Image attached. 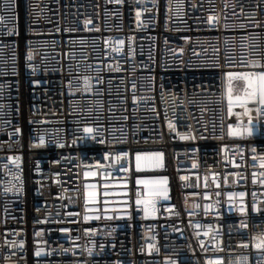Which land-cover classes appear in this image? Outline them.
I'll return each instance as SVG.
<instances>
[{
  "label": "built area",
  "instance_id": "obj_1",
  "mask_svg": "<svg viewBox=\"0 0 264 264\" xmlns=\"http://www.w3.org/2000/svg\"><path fill=\"white\" fill-rule=\"evenodd\" d=\"M0 17V264H264V115L227 99L246 84L229 72L264 71V0H0ZM138 179L167 190L151 215Z\"/></svg>",
  "mask_w": 264,
  "mask_h": 264
},
{
  "label": "snow or ice",
  "instance_id": "obj_2",
  "mask_svg": "<svg viewBox=\"0 0 264 264\" xmlns=\"http://www.w3.org/2000/svg\"><path fill=\"white\" fill-rule=\"evenodd\" d=\"M140 13H137V17L139 18ZM2 19V17H0ZM216 18L213 16H209V22H212ZM90 21H85V23H89ZM241 27H245V25H241ZM30 59V57H29ZM257 62H253V65H255ZM230 78L231 77H239L243 80L246 81L245 87L243 89V94L242 95H237L233 96L231 92V87L229 88V94H228V111L229 114H232V108L235 104H239L243 109L244 112L237 113V116L240 117L241 115H249L251 109L248 107L249 103L256 104L258 107L256 108V111L260 115H264V71L260 72H246V73H232L229 72L227 74ZM87 79V78H85ZM252 121L251 117L249 116V126L246 128H236L234 129L232 125L229 126V134L230 135H242V134H247L251 135L253 133V127L251 126ZM171 127V125H169ZM17 132H19V129H16ZM84 131L86 133L92 132L91 128H85ZM182 138H187V137H182ZM40 144H44V138H40ZM255 151V149H253ZM142 155H149V154H141L137 153V168L139 169L141 166V156ZM155 155L157 157L161 156V153H155L151 154ZM154 166H159V161H156ZM88 173H86L87 175ZM160 181L166 182L167 178L161 177L158 178ZM261 183H264V180L260 181ZM137 183H143L146 188V195L144 199H137L136 203L137 205H143V211L144 214L151 215L156 211V199L160 196H164L165 198L167 197V190L163 187H155V181H147V180H137ZM241 197L244 196V193H240ZM253 211L258 212L261 209L253 205ZM240 213H246V208L244 206H241L239 208ZM87 219V217H85ZM242 228L246 227L245 223H241L240 225ZM61 231L67 232V229H62ZM91 231V230H89ZM207 234V233H206ZM152 245H149V248L151 249ZM257 248H262L264 247V241L261 243H258L256 245ZM41 254V250H37L35 255L39 256ZM172 264H175V262H172ZM208 264H213L212 261H209ZM216 264H220V261L217 260Z\"/></svg>",
  "mask_w": 264,
  "mask_h": 264
},
{
  "label": "bare ground",
  "instance_id": "obj_3",
  "mask_svg": "<svg viewBox=\"0 0 264 264\" xmlns=\"http://www.w3.org/2000/svg\"><path fill=\"white\" fill-rule=\"evenodd\" d=\"M117 184H119V183H113L112 185H117ZM114 192H121V191H114Z\"/></svg>",
  "mask_w": 264,
  "mask_h": 264
}]
</instances>
